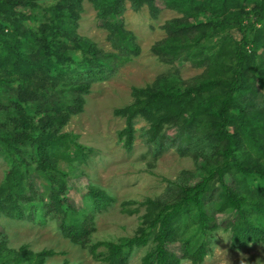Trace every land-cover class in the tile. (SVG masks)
<instances>
[{
    "label": "trees",
    "instance_id": "1",
    "mask_svg": "<svg viewBox=\"0 0 264 264\" xmlns=\"http://www.w3.org/2000/svg\"><path fill=\"white\" fill-rule=\"evenodd\" d=\"M81 1L0 0V157L7 164L0 217L49 219L62 238L102 264H127L140 248L147 249L140 264H201L218 230L232 249L264 246V0H164L179 17L165 22V37L150 51L163 64L182 59L202 73L187 84L161 75L132 88V102L113 112L124 119L117 139L129 151L133 120L142 119L146 145L176 144L201 162L198 181L167 182L161 199L121 204L129 215L137 210L125 206L143 207L134 234L94 243L95 213L113 200L93 186L82 196L87 210L67 197L59 163L85 155L62 128L82 111L90 84L107 77L111 61L136 53L132 35L117 21L124 3L152 16L158 9L155 0H88L117 51L106 54L72 30ZM169 127L176 130L170 139ZM226 213L233 217L218 223L216 216ZM174 244L179 255L167 249ZM53 255L25 245L12 249L0 233V264H45Z\"/></svg>",
    "mask_w": 264,
    "mask_h": 264
},
{
    "label": "rangeland",
    "instance_id": "2",
    "mask_svg": "<svg viewBox=\"0 0 264 264\" xmlns=\"http://www.w3.org/2000/svg\"><path fill=\"white\" fill-rule=\"evenodd\" d=\"M158 12L152 16L145 7L134 11L124 3L117 21L129 32L136 47V53L117 56L111 61V71L107 77L92 82L88 93L83 95L82 111L71 116L63 126L62 132L75 136L76 142L84 149V159H74L71 165L59 163L67 175L66 195L79 208L87 210L83 194L87 186L104 191L112 203L103 211L95 213V229L90 236L91 243L97 241L117 242L131 237L143 214V207L136 204L125 206L127 210H137L134 214L121 212L125 202H142L144 199L163 198L167 182H182L192 185L198 181V160L194 162L190 155L182 154L176 144L166 142L160 150L144 142L146 123L133 120L134 139L129 151L122 148L117 133L124 127V119L114 115V111L128 106L132 102L131 89L150 85L158 76L168 75L180 85L189 83L202 73L182 59L171 65L163 64L150 48L165 37V22L178 18L179 14L165 7L164 0H155ZM73 32L88 39L95 47L106 54H116L107 39V31L97 20L95 10L88 0L81 1ZM229 34L238 40L239 36L231 30ZM175 128L164 130L166 138H173ZM89 150V151H88ZM72 151V150H71ZM7 164L0 157V181ZM32 180L39 188V177L32 174ZM226 181V180H225ZM233 214L216 216L217 222L230 219ZM0 233L6 244L12 249L25 245L32 252L51 250L54 255L46 259L45 264H102L94 261L86 250L72 244L60 236L49 219L44 222L14 221L0 217ZM167 249L179 255L177 245ZM146 248L134 249L127 258V264H140V258ZM181 264H189L182 261ZM201 264H264V246L251 244L240 249H232L228 235L220 230L213 233L210 252Z\"/></svg>",
    "mask_w": 264,
    "mask_h": 264
}]
</instances>
